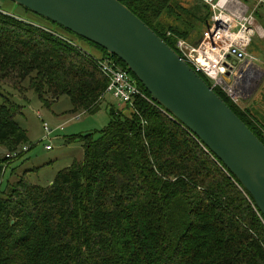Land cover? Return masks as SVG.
Segmentation results:
<instances>
[{"label":"trees","instance_id":"1","mask_svg":"<svg viewBox=\"0 0 264 264\" xmlns=\"http://www.w3.org/2000/svg\"><path fill=\"white\" fill-rule=\"evenodd\" d=\"M120 1L175 50L211 14L202 0L189 8L181 0ZM23 82L46 103L66 94L75 111L90 113L108 85L81 50L0 11V84ZM214 90L264 143V119ZM133 105L128 114L111 111L99 136H76L83 161L48 186L21 178L3 190L8 159L0 157V264H264V217L238 179L156 102L137 97ZM20 108L0 91V144L10 153L29 140L15 120Z\"/></svg>","mask_w":264,"mask_h":264},{"label":"water","instance_id":"2","mask_svg":"<svg viewBox=\"0 0 264 264\" xmlns=\"http://www.w3.org/2000/svg\"><path fill=\"white\" fill-rule=\"evenodd\" d=\"M11 1L121 60L151 100L193 133L238 179L264 217V143L175 49L126 5L120 0Z\"/></svg>","mask_w":264,"mask_h":264},{"label":"rangeland","instance_id":"3","mask_svg":"<svg viewBox=\"0 0 264 264\" xmlns=\"http://www.w3.org/2000/svg\"><path fill=\"white\" fill-rule=\"evenodd\" d=\"M182 4L189 8L198 4L199 0H181ZM249 10H254L255 27L257 29L253 37L249 51L258 60L259 77L254 86L253 93L246 96L240 102V106L248 107L259 119H264V4L259 0H239ZM0 11L16 16L32 25L38 27H49L56 29L53 25L41 19L37 15L26 11L25 8L11 0H0ZM171 20V19H169ZM203 28L196 26L194 33L189 37L192 41L199 39ZM85 49L101 56L102 52L86 41L77 39ZM76 41V42H77ZM77 42V43H78ZM13 84H0V91L8 95L11 101L17 103L20 113L15 117L19 126L25 130L28 142L25 144L30 149L24 151L19 157L10 159L3 173L2 189L17 179H25L33 184L48 186L56 174L63 168L76 161H83L84 151L76 136L92 133L95 137L110 122L111 111L128 114L126 108L109 92L103 94L99 101V107L95 112H87L86 109L74 110L70 96L63 94L59 98H47L46 103L27 87L23 82L20 87H12ZM124 107V108H123ZM81 113L79 120L72 119L76 114ZM43 123L54 129L62 125L61 129L53 131L48 138H44L45 131ZM50 145V149H46ZM10 152L3 144H0V157ZM11 183V184H13Z\"/></svg>","mask_w":264,"mask_h":264},{"label":"built area","instance_id":"4","mask_svg":"<svg viewBox=\"0 0 264 264\" xmlns=\"http://www.w3.org/2000/svg\"><path fill=\"white\" fill-rule=\"evenodd\" d=\"M202 1L211 8L208 25L195 41L178 38L175 41L176 50L197 73L204 75L211 82L213 89H220L233 103L240 105L246 96L253 93L260 72L258 60L249 51L250 43L257 31L254 25V10H249L239 0ZM259 3L264 1L259 0ZM40 28L88 55L108 80L105 92L111 93L120 104L132 109L133 100L137 97L152 101L139 87L132 74L110 55H95L81 46L77 38L59 29L41 26ZM161 111L169 114L164 108ZM80 117L81 113H78L72 119L79 120ZM43 129L44 138H48L54 131L47 123H43ZM45 147L51 148L50 145ZM28 149L23 146L21 151L8 152L5 156L10 161Z\"/></svg>","mask_w":264,"mask_h":264},{"label":"crops","instance_id":"5","mask_svg":"<svg viewBox=\"0 0 264 264\" xmlns=\"http://www.w3.org/2000/svg\"><path fill=\"white\" fill-rule=\"evenodd\" d=\"M119 104H120V103H119ZM120 105L126 107L125 105H122V104H120ZM124 107H123V108H124ZM127 110H129V109L126 108V112H127ZM61 128H62V125L57 126V127L54 128V131H55V130H58V129H61ZM17 180H19V179H17ZM17 180H16V181H17ZM16 181H14V182H16ZM11 183H13V181H11Z\"/></svg>","mask_w":264,"mask_h":264}]
</instances>
